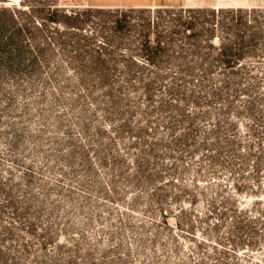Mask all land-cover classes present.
<instances>
[{
	"label": "rangeland",
	"instance_id": "1",
	"mask_svg": "<svg viewBox=\"0 0 264 264\" xmlns=\"http://www.w3.org/2000/svg\"><path fill=\"white\" fill-rule=\"evenodd\" d=\"M225 10L0 0V264H264V225L235 255L198 214L221 209L233 158L264 166V80L249 96H213L198 72L144 90L147 69H122L168 39L175 51L157 61L217 64L222 44L257 25ZM242 10L257 11L262 36L241 60L264 64V8ZM17 30L25 63H1ZM262 181L236 197L264 217Z\"/></svg>",
	"mask_w": 264,
	"mask_h": 264
},
{
	"label": "trees",
	"instance_id": "2",
	"mask_svg": "<svg viewBox=\"0 0 264 264\" xmlns=\"http://www.w3.org/2000/svg\"><path fill=\"white\" fill-rule=\"evenodd\" d=\"M225 11V9H220ZM230 10V9H229ZM8 10L3 8L1 12H7ZM214 11V10H213ZM221 11V12H222ZM229 12L239 13V18L250 22L254 21V26H247L246 30L234 34L235 42L231 45L222 44L218 49L217 56L219 61L217 64H198V63H184L178 65L165 64V62H159L156 60L157 55H167L169 51L174 52L173 46L170 39L163 41L158 40L154 46H147L144 51H150V55L147 53L146 62L139 64L137 62L130 61L129 64L123 66V74L128 75L129 72H132L135 69L144 68L149 71L150 77L146 79L143 83L144 90H147L152 86V80L162 81L164 77L169 74H174L173 76H185L186 78H192L196 72L201 77L202 83L212 82L211 86H203L208 94L213 96H218L222 94L230 96H249L250 93L255 92V89H258V85L261 81L264 80V64H253L247 63L241 60L245 55L248 47L255 45L258 41V38L262 36V33L258 29V19L255 15L257 11L254 10H242V9H231ZM263 11H261L262 13ZM12 16V14H11ZM191 25L187 27L190 28ZM255 28L256 30H251ZM253 31V32H251ZM215 36L214 33L208 35L209 39ZM20 30H17L16 35L6 36L5 39L1 42L5 54L1 58V63L8 62L10 65L11 60H15V63L24 64L25 56L24 52L27 51L26 48L20 43ZM248 38L249 40H245ZM219 41H222V37L218 36ZM166 42V43H163ZM251 44V45H248ZM14 45V47L12 46ZM103 46V45H102ZM259 48V47H258ZM102 47L97 46L94 50L96 53L97 60H101L102 64L99 67L102 69L104 61L102 60ZM181 50V49H180ZM259 50L256 47H253L250 52L254 53ZM255 51V52H254ZM28 52V51H27ZM33 56L32 51L29 52ZM257 53V52H256ZM150 56V58H148ZM24 57V58H22ZM29 63V58L26 59ZM20 62V63H19ZM131 74V73H130ZM215 74L217 79L215 82L212 78V75ZM260 77V78H259ZM142 78V77H141ZM176 78L173 77L171 84L166 87L167 91H172L176 85ZM260 79V80H259ZM123 84H127L128 80L123 79ZM264 95V94H263ZM251 102L248 107L250 108ZM261 147V146H260ZM245 152V149H244ZM260 152L263 153V148H260ZM248 152L241 154L240 157H235L232 159L234 163H237L236 171L231 173L232 183L228 184V191L219 194V197L215 199L220 205L219 210H215V207L212 205L211 208L205 213H198L199 215L207 218L206 222L208 223V229L213 230L216 233L214 237V245L218 246L220 252H229L237 255L238 249L241 247L249 246L252 241L245 240L247 237L255 236V229L258 225H264V217L262 213L257 210L256 202L250 205H239L237 202V194H240L241 191H246L251 194H256L259 189L262 188L264 180V166L262 158L259 160H254L252 166L247 168L245 162ZM259 178V182H256V179ZM231 192V193H229ZM257 201V200H255ZM259 202V201H258ZM189 212V209L185 206H181L178 213L186 214ZM210 218H213L212 221ZM206 242V241H201ZM225 244H228L227 247ZM220 247V248H219Z\"/></svg>",
	"mask_w": 264,
	"mask_h": 264
},
{
	"label": "crops",
	"instance_id": "3",
	"mask_svg": "<svg viewBox=\"0 0 264 264\" xmlns=\"http://www.w3.org/2000/svg\"><path fill=\"white\" fill-rule=\"evenodd\" d=\"M86 2L91 8H264V0H86Z\"/></svg>",
	"mask_w": 264,
	"mask_h": 264
}]
</instances>
